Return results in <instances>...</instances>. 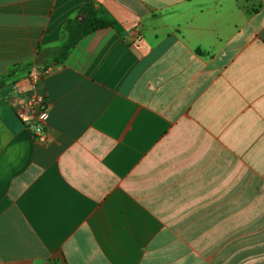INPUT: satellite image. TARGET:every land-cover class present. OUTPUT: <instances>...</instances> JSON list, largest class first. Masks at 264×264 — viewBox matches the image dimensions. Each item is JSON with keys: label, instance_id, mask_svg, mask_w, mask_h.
<instances>
[{"label": "crops", "instance_id": "crops-1", "mask_svg": "<svg viewBox=\"0 0 264 264\" xmlns=\"http://www.w3.org/2000/svg\"><path fill=\"white\" fill-rule=\"evenodd\" d=\"M0 264H264V0H0Z\"/></svg>", "mask_w": 264, "mask_h": 264}, {"label": "built area", "instance_id": "built-area-1", "mask_svg": "<svg viewBox=\"0 0 264 264\" xmlns=\"http://www.w3.org/2000/svg\"><path fill=\"white\" fill-rule=\"evenodd\" d=\"M46 73L42 71L31 76V94L15 109L17 118L31 129L34 140L44 145L49 142L46 128L49 102L46 95L39 92L38 84Z\"/></svg>", "mask_w": 264, "mask_h": 264}, {"label": "trees", "instance_id": "trees-1", "mask_svg": "<svg viewBox=\"0 0 264 264\" xmlns=\"http://www.w3.org/2000/svg\"><path fill=\"white\" fill-rule=\"evenodd\" d=\"M262 6L260 3L258 9ZM257 9V10H258ZM255 10V11H257ZM79 16L82 19H72L67 23L68 38L65 44L59 49V59H64L68 55L69 51L75 47V45L83 37L94 33L97 30L104 29L110 26V23L102 20L93 4L85 5Z\"/></svg>", "mask_w": 264, "mask_h": 264}]
</instances>
